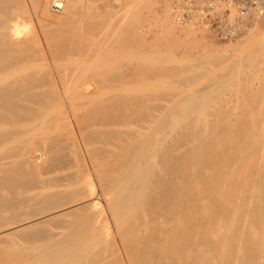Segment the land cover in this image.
<instances>
[{"label":"bare ground","instance_id":"obj_1","mask_svg":"<svg viewBox=\"0 0 264 264\" xmlns=\"http://www.w3.org/2000/svg\"><path fill=\"white\" fill-rule=\"evenodd\" d=\"M82 1L35 32L52 0H0V264H264V34L240 40L258 16L234 53L141 76L128 63L174 57Z\"/></svg>","mask_w":264,"mask_h":264},{"label":"rangeland","instance_id":"obj_2","mask_svg":"<svg viewBox=\"0 0 264 264\" xmlns=\"http://www.w3.org/2000/svg\"><path fill=\"white\" fill-rule=\"evenodd\" d=\"M55 1H60V2H62L63 3V0H52V2L50 3V7H49V11H48V13L46 14V18L45 19H42V20H38V19H34V18H31L30 19V22H29V27L33 30V31H35V32H38V31H47V30H50L51 29V27H50V24L53 22V20H55L57 17H59V16H61L62 15V13L64 12V9H63V11H61V12H55V11H53V9H52V4H53V2H55ZM97 1V2H96ZM111 1V2H110ZM115 0H93L92 2H93V4H94V6H96V9L97 10H99V11H101L102 12V14L104 15V17L106 16V14H108L109 16H107V17H105V18H110V14L111 15H113V14H116V12H115V10L111 13V11L110 10H108L109 9V6H110V4H116L115 5V7L117 8V9H119L118 10V14L117 15H119L120 14V17L121 18H125L126 16V19H124V20H120V22H125L126 20H129L130 22V24L132 25V23L133 22H135V24L133 23V25H132V27H133V29H132V27H131V30H133L132 32H133V34L135 35V36H137L135 39H137L138 41H142V40H144L145 41V43L147 44V46H148V44H149V48L151 49L150 51H152L151 53L152 54H154V55H156V54H158L159 56H163V55H166V54H168L170 57H174L173 59H172V61L171 62H167V63H164L163 65H164V68H163V65L160 67H155V66H152V64H151V67H150V65H147L146 63H145V61L143 62V60H136V62H131V63H128L129 61H127V63L128 64H132V65H134V70H136V74L138 75L139 73H140V70H141V76H143V75H145L147 72L148 73H156V72H163V70H166L167 69V67L168 68H174V67H178L179 65L178 64H176L177 62H185V59L186 60H189V59H192V58H194V60H198V59H200V58H204V57H207V54H208V56H209V54H211V53H217V54H232V53H234L235 52V50L233 49V47H235L236 45H237V43H239L238 41H240L241 39H244L246 36L248 37V34H250V37H249V39H252V38H256V37H258V36H260L261 34H264V21H255V22H253V24L250 26V28L248 29V31H247V33L245 34V36H243L242 38H240V40H237V41H235V42H233L232 44L230 43V44H221V43H217V42H214V41H211V40H209V39H207V38H204L203 36H202V34H200V33H198V32H195V31H192V30H182V31H180V30H178L177 28H176V26H175V24H174V22H173V18H172V15H171V11H170V9H169V2H170V0H150L151 2L150 3H148L149 5H147V7L146 6H144V7H142V5H141V3H138V5L136 6L135 4L134 5H130L129 3H128V1H130V0H119V2L118 3H113ZM87 2V0H83L82 1V4L81 5H84L85 3ZM131 2V1H130ZM164 2V3H163ZM107 3V4H106ZM132 3V2H131ZM103 4H106V6H108V9H106L107 7H105V5H103ZM123 4H126V5H123ZM137 4V3H136ZM102 5H103V7H102ZM122 5V6H121ZM163 5H165V6H168V9L166 10V9H162V7H163ZM94 6H93V8H94ZM124 6V8H122ZM131 6H134V7H131ZM136 6V7H135ZM126 7V8H125ZM64 8H65V5H64ZM120 8H121V10H120ZM131 8H132V10H133V12H132V10H131ZM134 8V9H133ZM164 8V7H163ZM102 9H106V11L104 10V12H103V10ZM125 10V12H123V10ZM136 9H139L138 11L140 12V13H136L137 12V10ZM131 10V11H130ZM165 12V10L166 11H168V12H163V11ZM107 11H109V12H107ZM120 11V12H119ZM122 11V12H121ZM132 12V14L134 13H136L134 16H133V18L134 17H136V18H134V19H132V17L130 18V16L132 15H130L129 13H127V12ZM106 12V14H104ZM122 13V14H121ZM124 13V14H123ZM164 13V14H163ZM167 13V14H166ZM99 14H101V13H99ZM96 15L97 17H96V19H95V21L96 22H99L98 24L100 25V27H99V29H101V31L102 32H106L107 30H108V27H109V23H110V21L111 20H109V18L107 19V21L106 22H104V20H106V19H101L100 20V18L102 17L101 15ZM127 14V15H126ZM138 14H139V18H138ZM162 14V15H161ZM124 15H126V16H124ZM130 15V16H129ZM163 15L165 16V17H167L166 18V20L167 21H165L164 20V18L165 17H163ZM99 16V17H98ZM116 16V15H115ZM99 18V19H98ZM103 18V17H102ZM134 20L133 22L131 21V20ZM137 19V20H136ZM80 20H83L84 21V16H80ZM99 20V21H98ZM165 21V22H164ZM109 22V23H108ZM169 22V23H168ZM129 23H128V21H126L125 22V24H127V25H125L124 23L122 24V23H120V26L122 25L123 26V28L122 27H120L121 29V31H123V29H125L126 31H128L129 32V30H130V26L131 25H129ZM167 23V24H166ZM109 24V25H108ZM173 25V27H172V25ZM126 26V27H125ZM168 26V27H167ZM171 26V27H170ZM104 27V28H103ZM125 27V28H124ZM127 27L129 28V30H127ZM170 27V28H169ZM110 28V27H109ZM169 28V29H168ZM102 29H104V31L102 30ZM168 31V33L170 34V35H168V34H166L167 33V31ZM166 31V32H165ZM189 31H191V33L189 32ZM104 32V33H105ZM131 32V31H130ZM193 32V33H192ZM85 33H87V31L85 32ZM123 33H124V31H123ZM187 33V34H186ZM129 35V34H128ZM131 35V34H130ZM141 36V38H139ZM133 37V36H132ZM131 37V38H132ZM127 38V37H126ZM123 39L125 40V38H124V36H123ZM187 43H186V42ZM197 41V42H196ZM189 43H194L195 44V46H194V44H193V46L195 47H192V45H190ZM151 45V46H150ZM200 45V46H199ZM133 46V45H132ZM199 46V47H198ZM134 47V46H133ZM198 47V48H197ZM185 48V49H184ZM195 50H194V49ZM236 48V47H235ZM232 49H233V51H232ZM169 50V51H168ZM204 50V51H203ZM217 50V51H216ZM223 50H226V51H223ZM165 51L166 52H169V53H165ZM143 54H144V52H142ZM165 53V54H164ZM171 54V55H170ZM186 55H187V57H186ZM195 55V56H194ZM183 56V57H182ZM184 56H185V58H184ZM184 58V59H183ZM180 59V60H179ZM176 60V61H175ZM139 61V62H138ZM126 62V61H125ZM125 62H122V64H121V67H123L124 68V66H122V65H124L125 64V66H127V64L125 63ZM174 62V63H173ZM124 63V64H123ZM138 66V67H136V65ZM262 64H264V62L262 63L261 61H258L257 63H256V65H257V67L255 66V68H254V70H257V71H259V72H261L262 74H261V83H262V85L264 86V66L262 65ZM141 65V66H140ZM207 66V65H206ZM140 67V68H139ZM123 68H121V69H123ZM137 68V69H136ZM142 68V69H141ZM205 65L204 66H200L199 67V71L201 72L202 70L201 69H203L204 71H205ZM160 70V71H159ZM122 71V70H121ZM125 71V68L123 69V71H122V73ZM143 71H144V74H143ZM199 71H198V73H199ZM203 72V71H202ZM201 72V73H202ZM249 78H252L253 77V72H248L247 74H246ZM140 76V75H139ZM191 81H193V82H196V80H191ZM191 84V82L190 83H188L187 85H190ZM197 86V84L196 83H194V88ZM191 87H193V83H192V85H190ZM177 87H178V90H180V89H184V88H182V87H180V85H178V86H174V88H176L177 89ZM254 87V86H253ZM253 87H251V88H253ZM166 88V91H167V89L169 88V90L170 91H173V89H170V87H167V86H162L161 88H156L155 90L154 89H152V90H150V91H148L147 93L149 94L148 96L151 98V100H149V103L150 104H155L156 103V105H163L164 103L165 104H167L168 102H167V100L169 99V98H167V97H161V95H160V92L163 94V90ZM172 88V87H171ZM160 89V90H159ZM254 89V88H253ZM162 90V91H161ZM169 90H168V92H169ZM175 90V89H174ZM151 91H153V92H157V94H155V93H152ZM160 91V92H159ZM165 90H164V93L166 92ZM150 93H152V95H150ZM159 93V94H158ZM155 95V96H154ZM156 96H158V97H156ZM262 96V95H261ZM156 97V98H155ZM149 98V99H150ZM161 98H163V99H161ZM166 98V99H165ZM262 98V97H261ZM156 99H158V102H157V100ZM160 102H161V104H160ZM162 102H163V104H162ZM164 104V105H165ZM73 125V124H72ZM39 134L41 133L42 134V132H38ZM38 133H36L34 136H32L31 137V139H30V142H33V140L35 141L38 137H39V134ZM40 134V135H41ZM37 143V146L38 147H35L36 146V143ZM34 143H35V145H34V143H32V149H31V151L32 152H30V158H29V162L32 164V165H35V166H38V165H41V162H43L42 160H44V156H45V153H46V151H45V149L43 148V146L42 145H40L39 143H38V140L37 141H35ZM34 145V146H33ZM41 148V149H40ZM43 148V149H42ZM82 153H84V151L82 150ZM37 154H42L41 156H42V158L40 159V158H38L39 156L37 155ZM32 156V157H31ZM46 158V157H45ZM65 161H67V160H65ZM64 161V162H65ZM64 162L63 163H60V164H64ZM68 162V161H67ZM67 162H65V164H66V167H64V165L63 166H59V169L57 168V166H55V165H58V163H56V164H54L52 167L50 166L49 167V169L51 168V169H53V168H55V170L53 169V170H51V172H50V170L49 171H45V173L42 175V176H44L43 178H45V179H51V177H52V179H54L55 177V179H59V175H60V178H61V176H63L64 174H66L67 172H68V163ZM55 166V167H54ZM66 168V169H64V168ZM58 169V171H57V169ZM63 168V170H61ZM65 170H67V171H65ZM54 171H56V172H54Z\"/></svg>","mask_w":264,"mask_h":264},{"label":"built area","instance_id":"obj_3","mask_svg":"<svg viewBox=\"0 0 264 264\" xmlns=\"http://www.w3.org/2000/svg\"><path fill=\"white\" fill-rule=\"evenodd\" d=\"M169 9L178 28L189 26L217 43L234 42L252 24L264 21V0H170Z\"/></svg>","mask_w":264,"mask_h":264}]
</instances>
